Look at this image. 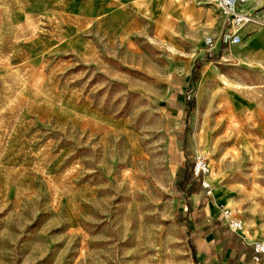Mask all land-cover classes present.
I'll list each match as a JSON object with an SVG mask.
<instances>
[{"label":"rangeland","instance_id":"1","mask_svg":"<svg viewBox=\"0 0 264 264\" xmlns=\"http://www.w3.org/2000/svg\"><path fill=\"white\" fill-rule=\"evenodd\" d=\"M224 22L196 0H0V264H197L176 214L197 154L264 241V44L244 26L232 53Z\"/></svg>","mask_w":264,"mask_h":264},{"label":"crops","instance_id":"2","mask_svg":"<svg viewBox=\"0 0 264 264\" xmlns=\"http://www.w3.org/2000/svg\"><path fill=\"white\" fill-rule=\"evenodd\" d=\"M176 1V0H174ZM252 10V8H250ZM264 9V3L256 10ZM8 13L10 25L20 27L30 25L29 16L23 12L5 11ZM224 32L227 31L226 22H224ZM246 34H254L250 45L258 46L264 44V29L246 25ZM228 43V42H226ZM17 49L23 47V43H17ZM232 53L240 54L246 52L247 48L235 49ZM228 49L227 47L225 50ZM186 176L177 179L179 181ZM185 190L179 188L181 195L180 205L177 208L178 222L186 229V240L192 250L193 258L197 264H260L253 260L255 254L252 242L243 239L240 235L233 233L221 218L220 203L216 198L207 194L206 189L202 187L200 181L198 186L192 188L189 184ZM264 264V258L263 263Z\"/></svg>","mask_w":264,"mask_h":264},{"label":"built area","instance_id":"3","mask_svg":"<svg viewBox=\"0 0 264 264\" xmlns=\"http://www.w3.org/2000/svg\"><path fill=\"white\" fill-rule=\"evenodd\" d=\"M201 3H206L214 6L220 14L224 17L227 31L223 34V41L230 44L239 43L242 39L241 30L244 26L249 25L255 21L264 24V9L256 10L250 12L245 6L250 0H196ZM206 43L211 45L213 43V38L208 37ZM209 55H211V49L208 50ZM210 172V162L206 155L197 154L195 157L193 165V178L200 179L201 185L206 189L208 195H212V185L206 180L207 174ZM220 212L222 214L223 220L228 226V228L240 235L243 239L244 236V223L240 217L235 215L231 209L221 206ZM254 249L253 260L257 263L261 262L264 258V241H254L252 242Z\"/></svg>","mask_w":264,"mask_h":264},{"label":"trees","instance_id":"4","mask_svg":"<svg viewBox=\"0 0 264 264\" xmlns=\"http://www.w3.org/2000/svg\"><path fill=\"white\" fill-rule=\"evenodd\" d=\"M201 65H197V69L199 70ZM189 183V177H185L179 181V188L185 190L186 185Z\"/></svg>","mask_w":264,"mask_h":264},{"label":"bare ground","instance_id":"5","mask_svg":"<svg viewBox=\"0 0 264 264\" xmlns=\"http://www.w3.org/2000/svg\"><path fill=\"white\" fill-rule=\"evenodd\" d=\"M233 44H238V43H233Z\"/></svg>","mask_w":264,"mask_h":264}]
</instances>
